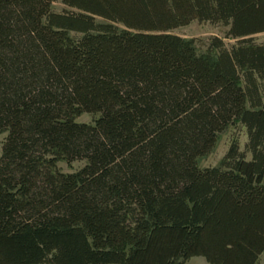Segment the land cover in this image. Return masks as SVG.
I'll use <instances>...</instances> for the list:
<instances>
[{"label": "trees", "instance_id": "16d2710c", "mask_svg": "<svg viewBox=\"0 0 264 264\" xmlns=\"http://www.w3.org/2000/svg\"><path fill=\"white\" fill-rule=\"evenodd\" d=\"M263 33L264 0H0V264H258Z\"/></svg>", "mask_w": 264, "mask_h": 264}, {"label": "rangeland", "instance_id": "374dc122", "mask_svg": "<svg viewBox=\"0 0 264 264\" xmlns=\"http://www.w3.org/2000/svg\"><path fill=\"white\" fill-rule=\"evenodd\" d=\"M54 10L61 13L65 7L59 3L54 5ZM228 28L221 24H212L209 22L195 21L189 26L175 30L173 33L186 40H195L197 43L199 53H205L209 47L212 38H221L228 47L235 44V41L225 39ZM256 44L264 45V33L254 36ZM97 116L84 114L77 119V122L84 124H93ZM6 138V134L0 136V158L2 156V145ZM238 143L241 153H245L247 160L251 159V154L247 152L248 132L241 124L229 127L223 134L220 135L219 142L214 151L205 159L201 160L200 167L202 169L215 168L220 165L224 157L229 152L231 146ZM85 162H74L67 164L61 162L58 164V169L65 174H73L81 170L85 166ZM185 264H209L203 257H194L188 260ZM258 264H264V253L260 256Z\"/></svg>", "mask_w": 264, "mask_h": 264}]
</instances>
